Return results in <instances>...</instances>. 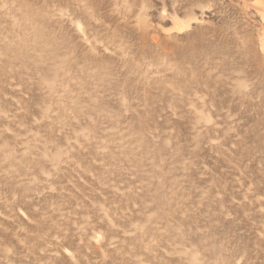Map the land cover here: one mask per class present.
Masks as SVG:
<instances>
[{"label": "rangeland", "instance_id": "obj_1", "mask_svg": "<svg viewBox=\"0 0 264 264\" xmlns=\"http://www.w3.org/2000/svg\"><path fill=\"white\" fill-rule=\"evenodd\" d=\"M0 264H264V0H0Z\"/></svg>", "mask_w": 264, "mask_h": 264}]
</instances>
